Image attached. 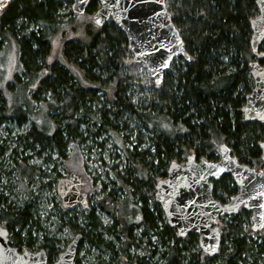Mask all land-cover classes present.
I'll list each match as a JSON object with an SVG mask.
<instances>
[{"label":"trees","instance_id":"obj_1","mask_svg":"<svg viewBox=\"0 0 264 264\" xmlns=\"http://www.w3.org/2000/svg\"><path fill=\"white\" fill-rule=\"evenodd\" d=\"M63 2L71 4V0H13L0 10V52L4 44L14 43L20 62L9 88L12 92L26 88V100L24 96L16 105L0 89V125L29 121V130L20 139L33 156L45 153L46 160L50 153L64 160L67 143L78 145L86 132L94 138L104 133L112 140L129 164L115 179L116 189L125 194L115 200L107 193L97 207L112 217L106 229L112 228L117 235L111 241L120 252L144 239L146 250L153 254L149 250L153 236L163 248L159 264H264L259 257L264 255V236L254 245L250 231L243 232L242 221L250 215L243 208L222 223L218 254L211 258L192 249L195 234L176 236L152 200L156 182L166 178L172 161L182 164L194 155L196 160L215 162L220 144H226L239 163L264 169L259 150L264 123L245 122L241 113L253 89L249 64L257 59L250 47V21L258 14L255 0H165L190 58L188 62L174 58L160 85L146 77L141 89L149 90L138 97L132 87L140 65L133 63L124 35L110 21L93 26L75 20L71 11L73 18L62 20ZM97 8L98 0H90L85 12L94 13ZM31 24L36 29L24 32ZM67 30L75 35L63 43V62L49 63L52 38L66 36ZM258 52H264V41ZM98 90L104 93L103 99L97 96ZM47 94V100L40 99ZM43 109L44 117L38 118ZM42 121L46 126L37 124ZM4 150L0 147V157ZM10 156H16V151ZM14 164L19 180L41 175L25 159ZM236 193L230 176L214 182L213 197L219 202ZM68 215L63 213L60 220L72 227ZM0 220L12 246L33 247L31 235L38 223L31 203L13 206L0 192ZM95 228L105 229L91 210L83 228L74 233L100 251L112 252L113 246L105 244L100 234H92ZM39 243L52 262L58 251L54 241L42 235ZM95 264L108 263L98 259ZM137 264L149 263L138 260Z\"/></svg>","mask_w":264,"mask_h":264},{"label":"water","instance_id":"obj_2","mask_svg":"<svg viewBox=\"0 0 264 264\" xmlns=\"http://www.w3.org/2000/svg\"><path fill=\"white\" fill-rule=\"evenodd\" d=\"M11 1L0 0V9ZM89 2L71 0V12L85 13ZM255 5L258 14L250 21V47L257 59L249 64L253 89L246 95L241 113L245 122L264 123V52H258L264 41V0H255ZM108 21L124 35L133 63L139 64L155 85L161 84L174 58L189 61L165 0H98L91 22L101 27ZM259 150L264 163V140ZM215 154L218 157L215 162L196 160L194 155L188 156L183 164L172 161L166 178L154 186V201L166 224L180 238L195 234L199 249L211 258L218 254L221 242L219 218L235 215L243 208L250 213L253 232L264 228V171L239 163L226 144L218 145ZM225 175L230 176L237 193L221 203L213 197V182ZM80 183L74 173L58 180L56 194L63 208L77 205L87 208L88 196L79 190ZM82 239L81 234H76L57 259L49 263L44 249L19 251L10 245L7 229L0 228V264H75Z\"/></svg>","mask_w":264,"mask_h":264},{"label":"rangeland","instance_id":"obj_3","mask_svg":"<svg viewBox=\"0 0 264 264\" xmlns=\"http://www.w3.org/2000/svg\"><path fill=\"white\" fill-rule=\"evenodd\" d=\"M70 11L71 4L63 2V7L59 11L60 17H62L61 19L66 20L73 18L72 16L76 15L77 17L75 20L96 26L91 22V16L93 13L88 14L85 12L80 15L74 14L71 16L69 15ZM73 24H75V22H73ZM35 29L36 27L31 24L28 25V29L24 32ZM74 35V31L67 30L66 36L57 34L52 38L51 51L48 56L49 63L63 62V43ZM19 70L20 62L18 60L16 46L12 42L8 46L4 44V47L0 52V89L7 101L11 99L16 101L15 105L18 101H24L23 97L26 93V88L24 86L18 88L15 92H12L9 88L13 77L19 72ZM136 72L138 75L135 76V81L133 82L134 86L132 88L134 89L133 93L138 97L141 95V91L144 90L146 92L149 90L147 86H145L144 89H141L144 82L149 78V75L141 66ZM97 96L103 99L104 93L98 90ZM48 98V94L40 96L41 100H47ZM11 102L12 100L10 103ZM44 113L45 110H41L38 118H43ZM37 124L40 126H46L43 121L40 123L37 122ZM29 128V121L21 125H17L14 122L3 123L0 125V147L3 150L5 149L3 155L0 157V192H2V195L7 202L13 206L14 204H21L24 201L31 203L32 211H34L37 217L38 225L36 226L38 228L35 227L31 235L33 239L31 240L33 247L22 248L30 252H37L40 249H44L39 243L41 236L43 235L48 240L54 241L58 250V255V253L65 250L67 244L74 238V230L83 228L84 217L92 210L97 221L105 227V229L102 230L95 228L92 231V234H100L105 244H109L111 247L113 246V251L102 252L94 243L83 241L76 256L77 264H95L98 259H102L108 264H137L138 260H144L145 263L149 264H159V262H161L163 248L160 247L157 239L153 236L150 238L151 244L149 246V250L155 251L153 254H151L148 249L146 250V240L144 239L131 246L126 252H120V250H118V244L112 243L111 241L114 236L117 237V235L114 232L112 233V228H109V231L106 229L111 227L113 223L112 217L97 207V202L107 193H112L111 197H115V200L122 199L125 194L121 189H116L118 183L115 182V179L117 174H123L121 171L124 170V167L127 168L129 164L127 160L121 156V153L113 147L112 140L109 137H106L104 133H102L100 137L94 138L86 132L85 134H82L83 138H81L78 145L73 142L67 143L66 157L64 160H60L55 153L48 154V159L46 160L44 159V156L46 155L45 153H42L41 157H37L33 156L31 152L24 148V142L20 139V136L28 131ZM133 140L134 137L131 136L129 141ZM128 146H130V144ZM12 150L16 151V156L14 157L10 156ZM24 159L29 166L34 167L37 171L39 170V174L44 176H25L19 180L15 175L14 163H19ZM256 170L264 171V169L257 168ZM70 173H74L79 177L81 183L78 188L81 192L88 195L87 208H83L80 205L68 209L62 207V201L56 194V185L59 179L68 178ZM113 184H115L114 189ZM136 194L139 195L138 192ZM152 200H154V196ZM227 200L228 199L225 201ZM133 202L139 203L140 200L134 199ZM148 204L150 203L148 202ZM63 213L71 216L72 227L69 224L67 225L65 221L60 220ZM113 214L116 215V210ZM228 217L225 215L218 219L217 227L220 233L223 231L222 223L229 221ZM164 222L166 223L165 219ZM251 226L252 222L249 215L247 219L242 221L243 232L250 231L254 245L260 244L262 236H264V228L261 231L253 232ZM0 228H5L4 222L1 220ZM116 228L117 227H115V229ZM135 235L139 237V230L135 231ZM20 236H23V234L21 233ZM10 238L9 235V239ZM192 249L200 250L198 242L192 246ZM259 257L264 261V255H260ZM56 259L57 256L53 261ZM183 264L187 263L185 262Z\"/></svg>","mask_w":264,"mask_h":264},{"label":"flooded vegetation","instance_id":"obj_4","mask_svg":"<svg viewBox=\"0 0 264 264\" xmlns=\"http://www.w3.org/2000/svg\"><path fill=\"white\" fill-rule=\"evenodd\" d=\"M217 158H218V157H217ZM217 160H218V159H217ZM217 160H216V161H217ZM216 182H218V181H216ZM213 185H214V182H213ZM87 196H88V195H87ZM87 199H88V198H87ZM87 207H88V206H87ZM240 209H241V208H240ZM240 209H239V210H240ZM239 210H238V211H239ZM247 212H248V211H247ZM7 231H8V230H7ZM8 238H9V232H8ZM9 243H10V239H9ZM10 245H11V244H10ZM22 250H23V249H22ZM22 250H19V251H22Z\"/></svg>","mask_w":264,"mask_h":264},{"label":"bare ground","instance_id":"obj_5","mask_svg":"<svg viewBox=\"0 0 264 264\" xmlns=\"http://www.w3.org/2000/svg\"><path fill=\"white\" fill-rule=\"evenodd\" d=\"M63 179V178H62ZM78 234V233H77ZM76 235V234H75ZM83 241V240H82Z\"/></svg>","mask_w":264,"mask_h":264}]
</instances>
